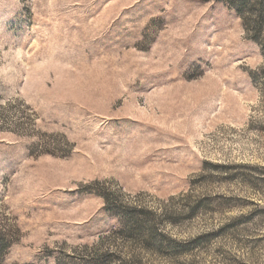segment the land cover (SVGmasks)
<instances>
[{"label":"rangeland","instance_id":"rangeland-1","mask_svg":"<svg viewBox=\"0 0 264 264\" xmlns=\"http://www.w3.org/2000/svg\"><path fill=\"white\" fill-rule=\"evenodd\" d=\"M254 35L220 0H0L4 264H264Z\"/></svg>","mask_w":264,"mask_h":264},{"label":"trees","instance_id":"trees-1","mask_svg":"<svg viewBox=\"0 0 264 264\" xmlns=\"http://www.w3.org/2000/svg\"><path fill=\"white\" fill-rule=\"evenodd\" d=\"M234 9L255 32L254 38L264 46L263 39L260 38L262 25L264 23V0H220ZM255 18V19H254ZM136 228L134 233L140 237L142 235L141 223H134ZM17 231L14 229L0 228V264H4L5 256L11 245L16 240Z\"/></svg>","mask_w":264,"mask_h":264}]
</instances>
